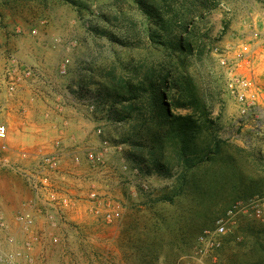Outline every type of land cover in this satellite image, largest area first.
Returning <instances> with one entry per match:
<instances>
[{
    "label": "rangeland",
    "instance_id": "obj_1",
    "mask_svg": "<svg viewBox=\"0 0 264 264\" xmlns=\"http://www.w3.org/2000/svg\"><path fill=\"white\" fill-rule=\"evenodd\" d=\"M0 37L4 67L11 58L30 66L33 79L44 77L60 95L51 110L72 108L90 125L103 163L89 164L83 150L86 166L80 164L78 144L63 149L65 178H74L76 166L85 178L82 196L94 186L118 204L111 222L88 212L66 215L52 232L57 241L36 250L49 264L196 262L199 237L218 221L226 233L203 264H264V222L229 214L264 194V119L242 111L221 63L236 62L238 47L248 44L253 80L264 91V0H0ZM164 81L162 104L194 118L192 142L202 159L179 163L175 140L160 125L152 85ZM96 175L111 178L109 193ZM0 176L18 177L5 168Z\"/></svg>",
    "mask_w": 264,
    "mask_h": 264
},
{
    "label": "built area",
    "instance_id": "obj_2",
    "mask_svg": "<svg viewBox=\"0 0 264 264\" xmlns=\"http://www.w3.org/2000/svg\"><path fill=\"white\" fill-rule=\"evenodd\" d=\"M240 56L236 62H228L226 58L221 63L226 68V86L229 93L236 100V103L248 115H255L258 119H264V91L254 82L252 73L254 63V51L248 44H241L239 47ZM60 73H65V65L60 66ZM34 69L30 66L17 63L14 58L2 72V83L5 86L7 97H14L18 87L29 79L33 78ZM87 108L94 111L96 98L87 99ZM1 110V108H0ZM1 116V115H0ZM9 128L7 121L0 118V168L9 169L23 180L29 193L22 199L21 207L13 214L12 223L7 219L0 209V264H49L45 255L40 254L37 249H46L48 241L56 242L52 237L53 231L60 230V221L69 214L82 216L88 212L94 216H102L107 222L117 216L118 204L111 194L101 195L92 186L87 196L73 194L69 189L63 188L64 178L60 177V140H55L54 152H34V163L26 165L11 160L9 153L11 148L8 143ZM18 154L27 158L29 152L20 150ZM89 164L101 165L103 154L96 148H89L85 151ZM78 162V156L74 158ZM124 171L128 170L123 165ZM131 174L140 175V168H130ZM61 181V182H60ZM145 187L144 183L140 184ZM229 214L233 217L237 214L264 222V194L255 196L248 201L235 204ZM40 216L47 223V232L38 230L36 217ZM21 232V237L16 235L12 226ZM226 233L225 223L218 221L213 230H206L199 237V245L195 260L188 264H203L202 260L214 248L220 246L222 237ZM50 234V235H49ZM43 252V251H42Z\"/></svg>",
    "mask_w": 264,
    "mask_h": 264
},
{
    "label": "crops",
    "instance_id": "obj_3",
    "mask_svg": "<svg viewBox=\"0 0 264 264\" xmlns=\"http://www.w3.org/2000/svg\"><path fill=\"white\" fill-rule=\"evenodd\" d=\"M0 42H2L1 37ZM4 61L5 59H3V54L0 50V114H3L9 128L8 143L11 148L9 153L11 160L13 162L30 165L35 162L34 152L38 150H42L43 152H54L53 140L61 137L62 147L61 151L58 152L60 155V167H63L64 163H68L64 160L65 152L63 149L66 150L67 148L66 152H68L76 144L81 148L78 147L76 150L80 149L82 151L80 164L82 163L83 166H86L83 150L94 148L91 146H94L93 143L95 139L94 134H90L88 130V128H90L88 126L90 125L84 122L83 115L75 112L69 107L61 108L63 111L62 113H58L55 109L51 110L52 103L59 100L60 95L52 91L51 86L47 84L48 80L44 77L29 79L18 87L14 97L8 98L5 86L2 83ZM46 70L45 68V71ZM32 95L36 98L35 102H31L33 99L31 97ZM70 98L73 103H75L76 99H73V97ZM20 150L29 152L28 157H21L18 154ZM75 167L76 166H74V170L70 169V167L68 168L70 169L69 171H73L74 178H65L63 170H60V177L65 178V182L62 183L63 188L70 189L68 187H74L73 194L79 196L83 193L80 185L81 181L84 182L85 178L80 175L83 171H78ZM92 179H94L96 183L100 181L101 184L99 182V185L105 190L108 189L109 193V188H112L110 186L112 182L111 178L104 176L103 179H101L100 176L96 175L95 178ZM84 188L86 189V186H84L83 189ZM21 191L25 193L23 198L29 193L22 179L17 176H0V209L11 223L13 214L21 207V203L19 204L18 202ZM36 220L38 230L46 233L48 227L45 220L40 216H37ZM12 228L15 234L21 237V232L16 228L15 224Z\"/></svg>",
    "mask_w": 264,
    "mask_h": 264
},
{
    "label": "trees",
    "instance_id": "obj_4",
    "mask_svg": "<svg viewBox=\"0 0 264 264\" xmlns=\"http://www.w3.org/2000/svg\"><path fill=\"white\" fill-rule=\"evenodd\" d=\"M151 86V82L149 83ZM155 86V87H154ZM148 88V87H146ZM168 83L166 81L160 82L159 84L152 85L154 99L158 101V113H159V121L160 125L162 127H165L167 129L166 133L168 134L167 138L175 140V154L179 160V163H190L191 159L200 157V159L203 158L202 154L203 152L197 151L195 148L196 146L192 142L193 137L196 132V121L191 116H181V115H174L169 112V109L164 106L162 103V89H168ZM144 90H146L144 88ZM105 96L110 98L109 93H105ZM105 98L103 95L101 96V100L105 101L108 98ZM183 106V105H182ZM106 114H109V111L106 110ZM108 116V115H107ZM134 159L139 161L138 163L147 162L144 160V157L141 156H134ZM192 159V160H193ZM153 168L158 170V172L162 173L166 171V167L159 163H153ZM140 168V167H139ZM143 170H145V167H142ZM149 169V167H148ZM146 169L145 171H148Z\"/></svg>",
    "mask_w": 264,
    "mask_h": 264
}]
</instances>
